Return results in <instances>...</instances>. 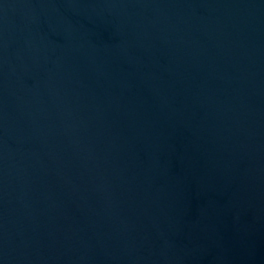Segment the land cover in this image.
<instances>
[{"label": "water", "instance_id": "water-1", "mask_svg": "<svg viewBox=\"0 0 264 264\" xmlns=\"http://www.w3.org/2000/svg\"><path fill=\"white\" fill-rule=\"evenodd\" d=\"M0 264H264V0H0Z\"/></svg>", "mask_w": 264, "mask_h": 264}]
</instances>
